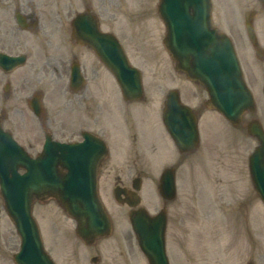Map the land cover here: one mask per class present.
Returning a JSON list of instances; mask_svg holds the SVG:
<instances>
[{"label": "flooded vegetation", "instance_id": "af4514ba", "mask_svg": "<svg viewBox=\"0 0 264 264\" xmlns=\"http://www.w3.org/2000/svg\"><path fill=\"white\" fill-rule=\"evenodd\" d=\"M122 9L121 0H0V53L24 57V63L10 72L0 68V124L4 126L6 120H10L7 107L18 105L20 96L35 97L43 109L38 116L31 111V120L39 131L41 146L47 135L65 143H81L85 134L101 139L107 154L100 158L97 167L99 188L100 183L115 172L111 179L112 190L119 188V193L128 199L132 196V181L148 176L144 161L128 157L129 149L126 152L124 148L123 158H116L115 142L119 133L130 140L128 146L133 147L132 153L138 152L135 148L138 142L135 117L129 113L128 101L114 98V79L91 48L72 37L71 28L72 21L82 13L91 15L97 19L102 33L118 37L127 54L121 39L132 41L135 38L133 34L128 35L130 17L141 18L148 9L141 8L139 13L136 9L131 14L122 13ZM120 14L123 23L117 19ZM211 15L215 28L230 39L245 83L250 88L257 86V92L261 93L264 88V0H212ZM80 35L81 31H75V36ZM75 73L82 77L73 79ZM56 92L62 96V111L74 115L70 122L54 119L57 111L50 105L43 106L46 98L53 97ZM6 100L7 107L4 105ZM17 114L18 119L24 118L22 110H17ZM24 130L29 140L27 147L33 149L37 141L29 138L33 129L28 126ZM120 143L116 145L121 146ZM112 163L119 166L114 171L110 167ZM130 240L128 230L120 231L107 257L101 256L103 247L100 249L95 244L89 248L95 252L89 261L94 264H135L133 255L129 259L120 248L122 242L129 244ZM173 242L175 247L170 250L169 264H208L206 259L197 261L192 259L193 256L179 255L175 237ZM2 259L0 255V264Z\"/></svg>", "mask_w": 264, "mask_h": 264}, {"label": "water", "instance_id": "95a60500", "mask_svg": "<svg viewBox=\"0 0 264 264\" xmlns=\"http://www.w3.org/2000/svg\"><path fill=\"white\" fill-rule=\"evenodd\" d=\"M208 12L207 0H184V3L175 5L172 15L164 16L167 26L164 45L177 62L176 69L204 85L210 98L207 106L235 121L242 110L252 106V99L243 85L230 45L211 29ZM128 72L133 82L128 92H135L136 96L140 89L137 76L132 69ZM178 103L177 95L170 93L166 101V125L177 145L187 149L195 146L196 140L194 136L190 140L191 136L186 131V126L191 127V124L184 116L191 118V115ZM250 133L260 143L250 158V167L254 187L264 201V133L257 127L250 128ZM87 148L86 145H55L53 148L45 147L37 159H30L10 135L0 129V195L21 239L20 252L15 255L17 264H52L42 251L37 226L30 216L34 196L50 195L58 200L76 219L77 232L83 237L86 233L99 236L107 232L109 221L94 181L84 180L88 170L91 173V164L85 160ZM58 164L66 169L65 175L58 172ZM19 168L25 169V173L18 174ZM161 181L162 195L171 198L174 193L171 172L165 171ZM132 223L144 246L148 247L145 246L150 263L156 264L152 247L154 240L148 231L141 229L150 227L154 230L152 232H157L159 228L162 233L164 219L134 218Z\"/></svg>", "mask_w": 264, "mask_h": 264}, {"label": "rangeland", "instance_id": "374dc122", "mask_svg": "<svg viewBox=\"0 0 264 264\" xmlns=\"http://www.w3.org/2000/svg\"><path fill=\"white\" fill-rule=\"evenodd\" d=\"M157 0H144V4L147 3L148 10L147 15L142 17L139 22H137L138 27L140 28L137 33L139 36L136 41L133 43H126V47L132 57L133 62H138L139 66L143 70V77L145 78V97L146 101H150L154 105H156V109L163 104L165 99V93L171 89H177L180 91V98L182 102L190 104L191 108L200 116L199 119V130L201 133V142L199 144V148L195 153H193V164L195 162L200 165L203 164L205 167V173L202 171L195 170V192H199L200 194L195 193L194 197L190 199V203L193 206L198 205H206V201H203V198L200 200V196L203 197L204 191L208 188L214 189L216 195H218L223 190L228 191V189L233 190L236 187L237 180L240 179L243 182V186L241 188V193L244 196H241V201L245 200V196H254L255 193L251 187L250 179L248 178V169H247V160L248 154L252 152V150L256 146V141L249 137L244 128V123L239 125L236 129L235 127H231L228 122H226L222 117H220L216 112L210 111L205 107L206 102V94L202 90V88L194 83L186 82L184 77L182 78L178 75L169 61L167 54L164 50L159 49L156 52H151V47L149 45L150 39L155 37L153 29L149 30V25H153V19L155 18V14H153V6ZM155 20V19H154ZM120 23H123L120 20ZM159 26V25H158ZM158 33V32H157ZM133 34V33H132ZM163 31L159 34V43L160 40L163 39ZM158 37V35H157ZM131 47V48H130ZM136 57V60L134 58ZM149 80V81H148ZM260 87V86H259ZM255 89L258 87L255 86ZM157 96V97H156ZM25 97L20 98L21 102H18V105L11 104V108H8V102H4V105L7 107V110L11 113V118L9 121L6 120L4 123V128L12 131L14 138L19 142V144L23 145L26 148L27 143L29 142L27 132L25 133V128L33 129L32 135H29V138L36 141L35 147L33 149H27V151L31 152L30 154L38 153L41 149V141L39 140L40 134L39 131L36 130V124L30 118L29 113L26 111V101ZM255 111L253 113H246L243 117V121H248L251 118L257 119L264 127V102L260 97V93L255 91ZM15 110V113L13 112ZM17 110H22L24 113V118L18 119ZM149 114V112H148ZM154 119H158L157 112L153 109L152 113ZM29 116V117H28ZM54 119L60 120L64 122L66 117H61L57 115ZM17 120V121H16ZM35 124V127H34ZM20 126L24 127L22 129ZM59 126V125H56ZM34 127V128H33ZM60 127V126H59ZM156 130L160 133V125L156 121ZM162 153L158 157V163H156L157 167H153L150 162H145L146 173L150 174L151 177H155L153 182L147 181V179L141 182L142 187L140 191L141 196V205L149 210V212L156 213L161 206L163 205V201L159 198L156 193V184H157V176L161 173L158 166H160L163 161L169 160L172 157L173 150L171 148V144L166 135L162 132V143H161ZM167 152V154H166ZM188 156V160L192 157ZM187 158V157H185ZM114 162V161H111ZM164 165V163L162 164ZM169 165V164H168ZM185 163L178 169V172L185 173ZM166 166V165H165ZM112 170L119 167L118 165H114L113 163L110 165ZM115 172L111 173L110 177H107L105 180L101 182V199L103 200L107 211L112 219L113 225L119 224L120 222H124V208L122 209L112 197V187L113 181L111 180ZM179 177L182 176L179 174ZM218 179L221 181L219 182ZM238 183V184H239ZM220 191V192H219ZM185 189V180H178L177 182V198L173 202L165 203L167 204L168 213L171 214V211H178V207L182 203V196L186 194ZM253 193V194H252ZM200 196H197V195ZM222 196V195H221ZM219 196V198L221 197ZM184 198V196H183ZM248 197H246L247 199ZM207 199V198H206ZM205 199V200H206ZM217 202L218 197H217ZM208 201V199H207ZM193 202V203H192ZM200 202V203H199ZM236 202V201H235ZM259 199L256 197L248 201L247 203V214L245 221V216L242 215L240 217V226L239 228L230 227L231 221L227 224V228L225 230V236H227V240H235L237 243H240L244 239L248 237L247 230L248 227L251 226V238L254 234V243L251 240V246L253 245L254 250L248 244V241H244L241 245L240 251H235L233 255L234 257L231 260H226L225 264H242L245 260V257H240V254L246 256V259L253 260V264H264V209L259 203ZM245 203V205H246ZM209 204V203H207ZM210 205V204H209ZM208 206V205H207ZM252 206H256L255 208V228L253 227V213ZM197 210V209H196ZM33 215L35 216L39 227L43 233L45 239V247L47 251L53 255V258L57 262V264H82L83 259L87 258L88 251H84V247L81 246L79 240L76 238L74 234V223L70 220L63 212L60 205L54 200H46L43 202H35L33 207ZM182 220V224H179L177 227V232L180 233V228L185 226L187 228V224L191 221L189 217L185 216V214L179 215ZM239 219H237L238 222ZM198 221L201 222V217L198 218ZM248 222V223H247ZM209 224V223H208ZM250 226H247V225ZM215 225V224H209ZM233 225V224H232ZM193 226V225H192ZM247 226V230H246ZM234 231V232H233ZM236 231V232H235ZM243 232V233H242ZM246 232V233H245ZM257 232V235H256ZM212 240L215 238H219L217 233L212 234ZM255 236H258V240ZM195 239L197 238L196 234L193 236ZM234 241V242H235ZM210 244H208L207 248ZM243 245L247 246V250L245 251L242 247ZM57 247L59 250V256L56 255L54 250ZM19 248V239L15 233L14 227L10 220L8 219L4 209L3 202L0 197V255L2 257L11 258V255L16 252ZM235 248L232 247V250ZM212 251L214 249L210 247L208 253L212 255ZM90 252V251H89ZM226 252V249L222 250L221 253ZM202 253V252H201ZM89 254L95 255V252H90ZM176 253L173 256L175 257ZM104 256L107 257L108 253L104 252ZM1 264H5V260L2 259Z\"/></svg>", "mask_w": 264, "mask_h": 264}]
</instances>
